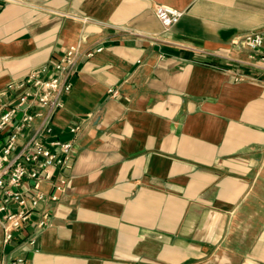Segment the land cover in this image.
<instances>
[{
	"label": "crops",
	"instance_id": "1",
	"mask_svg": "<svg viewBox=\"0 0 264 264\" xmlns=\"http://www.w3.org/2000/svg\"><path fill=\"white\" fill-rule=\"evenodd\" d=\"M158 5L185 14L166 30ZM262 29L264 0L0 1V92L79 52L47 138L73 144L65 190L36 244L0 236V256L264 264V71L239 44Z\"/></svg>",
	"mask_w": 264,
	"mask_h": 264
},
{
	"label": "built area",
	"instance_id": "2",
	"mask_svg": "<svg viewBox=\"0 0 264 264\" xmlns=\"http://www.w3.org/2000/svg\"><path fill=\"white\" fill-rule=\"evenodd\" d=\"M155 14L163 28L169 30L185 12L158 5ZM239 44L248 50V64L264 71V29L246 34ZM78 58V50L71 47L59 62L32 70L0 92V99L7 100L0 114V236L5 246L11 245L17 236L34 246L38 234L50 223V213L42 204L57 201L65 190L66 180L55 174L70 167L73 144L47 138L54 132L53 114L63 107L61 96L72 89L71 76ZM37 118H41L40 127L14 155L19 139L34 128ZM8 127L11 131L1 140ZM71 132L76 133L77 128ZM43 182L50 183L51 192L41 188ZM34 217L35 230L25 234ZM24 263L25 259L20 256L12 257L9 262L0 256V264Z\"/></svg>",
	"mask_w": 264,
	"mask_h": 264
}]
</instances>
